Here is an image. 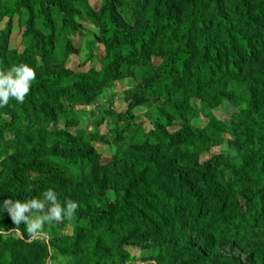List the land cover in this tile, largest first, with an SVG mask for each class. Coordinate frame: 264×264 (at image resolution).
I'll return each instance as SVG.
<instances>
[{"label": "rangeland", "instance_id": "374dc122", "mask_svg": "<svg viewBox=\"0 0 264 264\" xmlns=\"http://www.w3.org/2000/svg\"><path fill=\"white\" fill-rule=\"evenodd\" d=\"M5 2L0 0V6L6 7ZM62 5V20L59 13L54 16L59 35L51 44L53 47L59 45L63 54L44 60L38 48L29 47L34 37L27 29L26 8L23 7L15 14L8 34L9 52L17 53L18 58L10 56L3 62L4 65H0V70L24 63L35 69V81L60 74L67 81L89 75L91 84L97 80L100 83L82 97L62 96L60 103L44 104L46 116L35 125L46 131L45 138L32 132L25 136L24 131L34 126L26 123L19 126L18 134L6 132L4 142H0V178L6 175L10 155H24V160L28 161L33 154H38L69 167L75 174L84 169L79 176H86L94 170L99 179H107V198L112 200L117 195L116 191L124 185L120 178H113L114 173H131L137 159L148 147L156 145L151 134L160 126L168 135L185 132L191 138L177 146L159 144V162L163 166L182 170H203L210 166L224 183L232 184L235 192H240L239 208L246 223L236 227L234 213L230 210L225 224L202 229L186 226L181 231L166 234L150 233L137 242L113 245L98 252L89 247L61 250L56 243L66 236L78 234L90 219L93 207L101 206L98 191L84 177L79 196L72 197L78 191L71 190V183L62 184L56 190L62 203L66 198L78 199V208L71 218L45 225L47 237L30 240L24 222L16 226L8 213L0 216V264H13L16 257L26 258L27 252L17 245L20 241H35L33 264H217L213 261L215 257L223 260L232 258L231 261H237V258L244 264H260L259 257L264 251V210L262 204H258V198H264V147L260 148L261 158L251 155L248 160V157L252 149L264 145V51H260L255 63L246 58L240 73L210 84L208 87L214 88L212 94L203 89L198 92L190 88V91H184L186 101H168L149 94L147 89L153 78L147 76V68L143 70L146 63L139 56L134 73L131 67L127 71L125 65L117 76L110 74L113 73L110 66L114 52L109 41L113 31L119 29L128 35L136 34L137 9L142 8V0H116L119 15L132 25L133 30L120 23L115 15H112L113 22L110 23L103 0H66ZM9 13L11 10L0 20V30L7 29ZM211 33L226 44L225 29L213 28ZM31 52L36 55L37 65L29 64L27 56ZM166 54V51L159 52L157 46L146 51L154 69L163 65ZM217 93L224 96L216 99L213 96ZM251 102L253 105H250ZM177 108L181 110L175 114ZM0 113L9 120V112L0 109ZM167 115L171 117L169 122ZM213 119L219 126L214 136L211 134L213 130L207 129ZM198 128L203 130L198 131ZM198 133L207 138L208 148L204 152L195 143L200 136ZM58 141L62 146L56 147ZM82 155L89 159L87 164L69 163L72 157ZM232 165H246L251 169L252 178L247 181L241 178ZM157 181L170 186L166 178H158ZM178 192V188L173 189L175 195ZM255 195L258 197L254 198ZM16 227L17 231L3 234ZM64 240L61 243L66 242ZM198 248L206 249L205 258L195 260Z\"/></svg>", "mask_w": 264, "mask_h": 264}, {"label": "trees", "instance_id": "16d2710c", "mask_svg": "<svg viewBox=\"0 0 264 264\" xmlns=\"http://www.w3.org/2000/svg\"><path fill=\"white\" fill-rule=\"evenodd\" d=\"M63 1L66 0H6V7L0 6V20L3 15L9 13L7 29L0 30V65L17 53L9 52L8 34L15 14L24 7L27 15V29L34 37L30 48H38L44 60H52L63 54L61 47H53V39L59 35L57 19L55 14L59 13L60 19L63 9ZM76 2V0H70ZM78 1V0H77ZM105 13L113 22V16L120 19L125 27L132 25L125 22L119 15L116 0H103ZM133 1V0H132ZM142 8L137 9L138 25L136 34H127L119 29L113 31L109 46H113L114 59L110 70L118 75L126 65L131 67L134 73L136 63L142 58L148 70L147 76L153 78L148 85V92L154 96H160L168 101L184 99V91L190 88L202 89L212 94L214 88L210 84L219 83L226 77L242 71L244 60L250 62L258 61L260 51H264V0H142ZM208 10V11H207ZM72 20V19H71ZM127 24V25H126ZM225 29L226 44L221 43L212 35V29ZM133 30V29H132ZM253 34H249V33ZM37 46V47H34ZM157 46L158 51H166L163 65L152 68L146 51ZM241 50V52L239 51ZM229 51V52H228ZM246 55V56H245ZM29 64L37 65L36 55L29 53L27 56ZM142 60V63H143ZM114 76V75H113ZM100 83L97 80L91 84L89 75H82L67 81L60 74H53L44 80H37L31 86L29 94L23 103L10 100L9 105L0 108L9 112L10 118L6 120L4 114L0 113V142H4L5 133L18 134L22 123L34 125L29 131H24L28 136L31 132L40 138L47 136L43 128L36 127L41 118H45L43 105L47 103H60L62 96L74 95L82 97ZM224 96L217 93L216 99ZM40 101L41 103H37ZM250 105H253L252 102ZM257 108V105H254ZM181 109L177 108V114ZM167 122L171 117L166 116ZM218 124L213 119L207 129H212L214 136ZM202 131L203 128H198ZM200 135V133H198ZM202 135V136H201ZM197 136L195 143L204 152L208 146L206 136ZM151 138L157 143L148 147L136 161L134 168L127 174L126 171L116 172L115 179H121L124 183L121 190L116 191L115 199L107 198V179H99L94 170L86 176H79L78 172L71 171L69 167L52 161L49 157L33 154L28 161L24 155L14 154L7 158L9 167L6 175L0 178V204L6 199H31L40 197L41 194L51 188L56 192L59 186L65 183L73 185V192L78 191L72 197L81 195L84 177L88 178L94 190L98 191L101 198V206L93 207L89 220L75 236H66L62 242L56 243V247L84 249L89 247L92 251L111 246L123 245L139 241L150 233L166 234L181 231L184 227L202 229L226 222L233 211L236 227L244 226L246 223L239 208V197L233 185L224 183L214 173L210 166L203 170L195 168L182 170L163 166L159 161L158 145L177 146L187 142L191 136L185 132L166 134L164 127L158 126ZM206 138V139H205ZM261 144V143H260ZM62 146L61 142L56 147ZM256 146L250 151L248 160L253 157L261 158L260 148ZM241 148V147H240ZM93 151V150H92ZM69 163L79 164L89 162L82 156L72 157ZM236 174L241 178L251 179V169L246 165L236 167L232 165ZM158 178H166L170 183L159 184ZM179 189L175 195L173 189ZM66 198L78 202L73 198ZM258 197L257 195L254 198ZM85 204L84 200L80 201ZM258 204H262L264 210V198H258ZM8 212H0L5 216ZM208 241V239H207ZM209 242V241H208ZM213 243V241H212ZM22 249L27 252L26 258L16 257L13 264H33L35 260V241H20ZM204 248H198L196 259L205 258ZM215 257L216 263L233 262V264H244L237 261ZM194 260V261H195ZM260 264H264V251L259 257Z\"/></svg>", "mask_w": 264, "mask_h": 264}, {"label": "clouds", "instance_id": "9594fccd", "mask_svg": "<svg viewBox=\"0 0 264 264\" xmlns=\"http://www.w3.org/2000/svg\"><path fill=\"white\" fill-rule=\"evenodd\" d=\"M36 77L35 69L24 63L0 70V108L9 105L10 100L23 103ZM77 208L78 204L75 201L67 200L62 203L51 188L44 191L40 197L6 199L0 204V212L6 210L16 226L24 222L30 240L47 237L45 225L71 218ZM17 230L16 227L3 234L7 235Z\"/></svg>", "mask_w": 264, "mask_h": 264}]
</instances>
